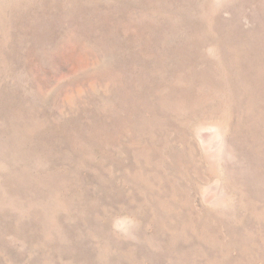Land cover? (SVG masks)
<instances>
[{
  "label": "rangeland",
  "instance_id": "rangeland-1",
  "mask_svg": "<svg viewBox=\"0 0 264 264\" xmlns=\"http://www.w3.org/2000/svg\"><path fill=\"white\" fill-rule=\"evenodd\" d=\"M0 264H264V0H0Z\"/></svg>",
  "mask_w": 264,
  "mask_h": 264
}]
</instances>
